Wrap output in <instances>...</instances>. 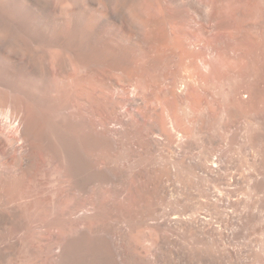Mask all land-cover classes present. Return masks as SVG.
<instances>
[{
    "label": "bare ground",
    "instance_id": "6f19581e",
    "mask_svg": "<svg viewBox=\"0 0 264 264\" xmlns=\"http://www.w3.org/2000/svg\"><path fill=\"white\" fill-rule=\"evenodd\" d=\"M0 264H264V0H0Z\"/></svg>",
    "mask_w": 264,
    "mask_h": 264
},
{
    "label": "rangeland",
    "instance_id": "374dc122",
    "mask_svg": "<svg viewBox=\"0 0 264 264\" xmlns=\"http://www.w3.org/2000/svg\"><path fill=\"white\" fill-rule=\"evenodd\" d=\"M250 165H251V161L249 160V156L241 155V161L239 162V166L242 168V170L249 168Z\"/></svg>",
    "mask_w": 264,
    "mask_h": 264
}]
</instances>
